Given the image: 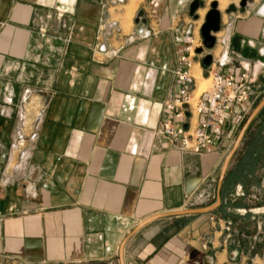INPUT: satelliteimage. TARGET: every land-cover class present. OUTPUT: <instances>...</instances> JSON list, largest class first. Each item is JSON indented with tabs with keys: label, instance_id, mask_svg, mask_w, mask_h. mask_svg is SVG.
Here are the masks:
<instances>
[{
	"label": "crops",
	"instance_id": "1",
	"mask_svg": "<svg viewBox=\"0 0 264 264\" xmlns=\"http://www.w3.org/2000/svg\"><path fill=\"white\" fill-rule=\"evenodd\" d=\"M194 1L0 0V264H121L125 241L124 264L241 255L219 215L230 190L258 184L261 140L244 142L264 108L221 176L234 133L264 95V0H201L191 16ZM215 3L221 29L207 50L202 28ZM182 55L194 96L212 71L245 76L251 93L209 153L174 150L157 135L182 111ZM187 114L193 130L199 117ZM219 196L210 213L161 217L130 237L152 217L206 209Z\"/></svg>",
	"mask_w": 264,
	"mask_h": 264
},
{
	"label": "built area",
	"instance_id": "2",
	"mask_svg": "<svg viewBox=\"0 0 264 264\" xmlns=\"http://www.w3.org/2000/svg\"><path fill=\"white\" fill-rule=\"evenodd\" d=\"M191 69L189 57L182 55L180 68L175 72L179 81L176 104L182 111L165 119L157 135L165 139L174 150L204 154L211 152L218 141L224 140L235 110L249 104L251 93L246 86L245 76H241L238 83L233 73L212 71L209 74L212 88L196 97L188 87L192 81L195 85ZM186 113L188 116L196 114L199 117L198 126L193 130L184 126ZM27 114L25 108L23 121H27ZM18 146H24V135L20 137Z\"/></svg>",
	"mask_w": 264,
	"mask_h": 264
},
{
	"label": "rangeland",
	"instance_id": "3",
	"mask_svg": "<svg viewBox=\"0 0 264 264\" xmlns=\"http://www.w3.org/2000/svg\"><path fill=\"white\" fill-rule=\"evenodd\" d=\"M123 1L125 2L126 0ZM206 80L202 79V77L199 78L196 97L212 88V79L209 78V75L206 77ZM263 99L264 95L255 100L248 115L242 118L241 125L234 133L233 144L238 139L251 113ZM257 119L248 132L244 145L255 137L261 140L259 146L260 160H258L260 165L258 184L256 182H250L247 185L239 184L232 191L230 190L224 198L225 206L223 211H226L227 215L224 212L219 215V218L227 220L228 232L233 234V241H236L232 246L239 250L241 254L237 259L232 261V264H264V110ZM238 159L240 158L237 157L236 161ZM240 201L243 202V205L247 206V209H235L238 205L237 203ZM248 214L251 216L245 217Z\"/></svg>",
	"mask_w": 264,
	"mask_h": 264
},
{
	"label": "water",
	"instance_id": "4",
	"mask_svg": "<svg viewBox=\"0 0 264 264\" xmlns=\"http://www.w3.org/2000/svg\"><path fill=\"white\" fill-rule=\"evenodd\" d=\"M249 0H242L241 4L239 7L245 8L247 6ZM203 2L201 0H195L191 7H190V14L191 16L195 15V12H197L199 10V8L203 7ZM212 10L211 12H209L207 19H206V24L203 26L202 28V36L203 40H204V46L207 50H211L214 49L215 45H216V38L213 34H217L220 29H221V14L220 12L217 10L218 5L215 3L212 5ZM236 12V8L234 6H231L228 10V13H233ZM197 53L202 55L204 54L203 49L201 50H197ZM213 61V57L211 55H207L202 62V65L204 67H209L211 66V63ZM264 108V99L262 100V102L260 104H258V106L256 107V109L254 110V112L252 113V115L250 116V118L248 119L247 123L245 124L244 128L242 129L239 138L235 144V146L233 147L231 153L229 154L223 171H222V176H221V184L222 181L225 177V174L227 172L228 166L230 164V161L232 160V158L234 157V155L236 154V152L238 151L249 127L251 126L252 122L254 121V119H256L257 115L260 113V111ZM221 188V185H220ZM220 188H219V192H220ZM221 203V199L219 196L218 202L217 204L206 208V209H200V210H193V211H184V212H177V213H172V214H163V215H157L155 217H152L150 219H148L147 221L143 222L137 229L134 230V233H132L130 235L134 236L135 234H137L140 230H142L145 226H147L148 224L154 222V220H157L161 217H174V216H183V215H196V214H206V213H210L212 211H214ZM125 243L126 241L123 243L121 249H120V261L121 264H124V248H125Z\"/></svg>",
	"mask_w": 264,
	"mask_h": 264
}]
</instances>
